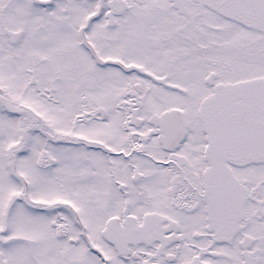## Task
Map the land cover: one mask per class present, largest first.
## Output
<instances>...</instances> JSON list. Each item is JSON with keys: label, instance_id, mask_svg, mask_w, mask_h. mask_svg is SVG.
<instances>
[{"label": "snow or ice", "instance_id": "1", "mask_svg": "<svg viewBox=\"0 0 264 264\" xmlns=\"http://www.w3.org/2000/svg\"><path fill=\"white\" fill-rule=\"evenodd\" d=\"M0 264H264V0H0Z\"/></svg>", "mask_w": 264, "mask_h": 264}]
</instances>
